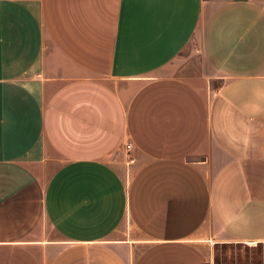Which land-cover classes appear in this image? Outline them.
<instances>
[{"label": "crops", "instance_id": "crops-1", "mask_svg": "<svg viewBox=\"0 0 264 264\" xmlns=\"http://www.w3.org/2000/svg\"><path fill=\"white\" fill-rule=\"evenodd\" d=\"M231 244L264 247V0H0V264Z\"/></svg>", "mask_w": 264, "mask_h": 264}, {"label": "rangeland", "instance_id": "rangeland-1", "mask_svg": "<svg viewBox=\"0 0 264 264\" xmlns=\"http://www.w3.org/2000/svg\"><path fill=\"white\" fill-rule=\"evenodd\" d=\"M122 150V151H121ZM119 150L118 156L122 155L130 162L131 147L125 142L123 149ZM130 158V159H129ZM127 172V164L124 162ZM214 258L209 264H264V247L244 246L231 244V246H217L214 251Z\"/></svg>", "mask_w": 264, "mask_h": 264}, {"label": "built area", "instance_id": "built-area-1", "mask_svg": "<svg viewBox=\"0 0 264 264\" xmlns=\"http://www.w3.org/2000/svg\"><path fill=\"white\" fill-rule=\"evenodd\" d=\"M207 264H209V263H207Z\"/></svg>", "mask_w": 264, "mask_h": 264}]
</instances>
